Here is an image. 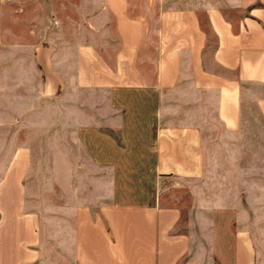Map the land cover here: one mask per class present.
Segmentation results:
<instances>
[{
	"label": "crops",
	"instance_id": "crops-1",
	"mask_svg": "<svg viewBox=\"0 0 264 264\" xmlns=\"http://www.w3.org/2000/svg\"><path fill=\"white\" fill-rule=\"evenodd\" d=\"M18 43L41 68V97L55 99L65 67L75 87L112 92L120 143L93 128L91 155L113 168L109 197L75 204L42 252L23 185L29 156L13 152L0 177V264H264V185L239 213V201L205 195L243 190L193 181L223 176L232 160L239 177L237 153L220 148L238 142L245 105L264 123V0H0V66L26 65L4 55ZM168 173L185 189L149 196L145 179ZM178 190L187 205L164 196Z\"/></svg>",
	"mask_w": 264,
	"mask_h": 264
},
{
	"label": "rangeland",
	"instance_id": "rangeland-1",
	"mask_svg": "<svg viewBox=\"0 0 264 264\" xmlns=\"http://www.w3.org/2000/svg\"><path fill=\"white\" fill-rule=\"evenodd\" d=\"M38 38L33 36L30 41L35 42ZM83 38L92 41L94 36L87 34ZM21 44L5 47L8 51L4 55L26 65L0 66V177L7 163L11 162L13 152L23 148L29 156L28 172L23 179L25 196L38 214L37 231L42 252L57 245L49 241L50 234L58 235L62 229H69L75 204L85 203L92 210L98 202L108 199L107 183L112 181L109 173L113 168L108 163L95 162L88 143L94 128L111 136L119 145L121 106L114 102L112 92L75 87L69 67L64 68L67 76L61 90L54 95L55 99L41 97V68L32 64L28 49L24 50ZM245 106L238 142L221 147L219 152L231 159L237 153L239 177L235 178V162L229 160L228 169L224 167V171L219 172L223 176L193 180L202 187L235 186L237 191L243 190L239 198L237 194L205 195L208 200L239 201V213L244 211L241 202L258 203L259 192L264 185V123L251 105ZM145 180L148 184L143 183L149 196L154 194L155 188L161 190L172 186L185 189L188 184L187 178L172 173ZM178 191L164 196L169 201L177 198L187 205L190 195L185 190ZM183 207L175 230H184L181 226L186 225Z\"/></svg>",
	"mask_w": 264,
	"mask_h": 264
}]
</instances>
